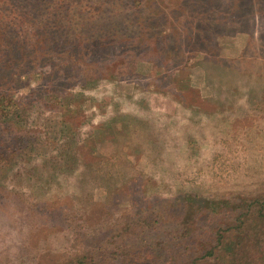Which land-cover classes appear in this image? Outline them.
<instances>
[{
	"label": "rangeland",
	"instance_id": "374dc122",
	"mask_svg": "<svg viewBox=\"0 0 264 264\" xmlns=\"http://www.w3.org/2000/svg\"><path fill=\"white\" fill-rule=\"evenodd\" d=\"M48 1L0 2V264H122L264 197V0Z\"/></svg>",
	"mask_w": 264,
	"mask_h": 264
},
{
	"label": "trees",
	"instance_id": "16d2710c",
	"mask_svg": "<svg viewBox=\"0 0 264 264\" xmlns=\"http://www.w3.org/2000/svg\"><path fill=\"white\" fill-rule=\"evenodd\" d=\"M4 1L5 0H0L2 4ZM48 2L50 3L51 0ZM112 3H115L114 0H99L97 2V9L94 11L96 12V15H98L96 19L100 18V13L105 12L104 9H107V13L118 14V12L116 13L115 11V5H112ZM87 6L88 5L80 6L76 13L86 10ZM90 11L91 10L87 12L89 13ZM27 16H29V13L26 15L23 14V18ZM108 28L112 30V25ZM215 32L217 33V31H214L213 34L216 35ZM1 35L6 36V31L0 29V36ZM106 38H108L107 33L96 37L94 40L96 49L99 50L102 46L107 47V43L105 42ZM82 40L84 41V38H82ZM207 40H210L209 37ZM1 51H4V49L0 48V52ZM6 55L8 54L6 53ZM4 56L5 55H3V57ZM2 83L6 86L7 92L12 90L10 84L3 81ZM1 152H3V150H1L0 153ZM235 207L245 208L246 211L242 210L235 213V209H232L230 224L226 228L216 227V225L211 224L210 220H205L204 222L203 219L202 221L204 223L198 225V220L200 219L199 216L197 217L198 211L195 208H189L187 211V217L184 219L188 224H190V226H186L182 230V235L185 240L184 238L183 240L180 239L179 242L173 244V247L168 244L166 246L168 249L165 247H158V243H143L140 246L127 245L126 252L128 251V253H123L124 250L121 252L124 256L122 259L123 263L146 264L148 261L150 264H198L200 260H207L208 258H221L225 260L226 263H233L243 255H247L253 250V248L257 249V252H259V249L262 248L264 252V197H251L249 199H243L240 204H237ZM159 223L160 220L155 219L154 217L152 220L145 221V227L147 228V231H149L155 228L156 224L159 225ZM173 240H176V238L173 237L170 242ZM186 241L187 244H185ZM163 249L166 250L165 253L177 250L181 253V255L173 254L170 258H165V253L162 251ZM262 258L264 261V256H262L261 259ZM79 262L80 264H83L82 261ZM257 262H259L257 257H252L251 262L246 261L248 264H256ZM96 264H98V262Z\"/></svg>",
	"mask_w": 264,
	"mask_h": 264
}]
</instances>
